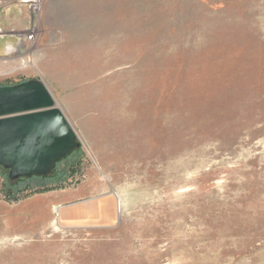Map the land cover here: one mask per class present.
Wrapping results in <instances>:
<instances>
[{
  "label": "rangeland",
  "instance_id": "374dc122",
  "mask_svg": "<svg viewBox=\"0 0 264 264\" xmlns=\"http://www.w3.org/2000/svg\"><path fill=\"white\" fill-rule=\"evenodd\" d=\"M27 2L0 86L41 81L80 146L48 184L0 167V264H264V0ZM107 194L113 222H57Z\"/></svg>",
  "mask_w": 264,
  "mask_h": 264
},
{
  "label": "water",
  "instance_id": "95a60500",
  "mask_svg": "<svg viewBox=\"0 0 264 264\" xmlns=\"http://www.w3.org/2000/svg\"><path fill=\"white\" fill-rule=\"evenodd\" d=\"M55 102L41 81L0 87V167L8 172L10 181L47 177L57 162L80 146ZM102 200L103 196L73 206L101 204ZM115 205L108 221L93 225L115 219Z\"/></svg>",
  "mask_w": 264,
  "mask_h": 264
},
{
  "label": "bare ground",
  "instance_id": "6f19581e",
  "mask_svg": "<svg viewBox=\"0 0 264 264\" xmlns=\"http://www.w3.org/2000/svg\"><path fill=\"white\" fill-rule=\"evenodd\" d=\"M114 202H117V197L114 194H107L103 196L101 204L90 203L88 206L81 205L74 207L73 205H69L62 207L58 210L56 219L59 224H66L69 227L93 226L96 222L109 220V216L114 208Z\"/></svg>",
  "mask_w": 264,
  "mask_h": 264
},
{
  "label": "trees",
  "instance_id": "16d2710c",
  "mask_svg": "<svg viewBox=\"0 0 264 264\" xmlns=\"http://www.w3.org/2000/svg\"><path fill=\"white\" fill-rule=\"evenodd\" d=\"M11 85H16V84H11ZM78 148L73 150L72 153H70L67 157H65L64 159L57 162L55 164L53 170L51 171V173L47 177H36V176H34L31 178H22V179H19L16 181H10L9 179H7L8 182L11 183L9 186H6L8 193H12L13 191L17 190L22 184H26V183L30 184L33 182H38L41 184H46V183L48 184V183L52 182L53 180L55 181L56 180V179H54L55 177L58 178V176H62V174H63V173H61L62 171H60L61 169L59 167H61V165L65 162H67L68 160L70 161L71 157H73L77 153Z\"/></svg>",
  "mask_w": 264,
  "mask_h": 264
},
{
  "label": "built area",
  "instance_id": "2783aa9c",
  "mask_svg": "<svg viewBox=\"0 0 264 264\" xmlns=\"http://www.w3.org/2000/svg\"><path fill=\"white\" fill-rule=\"evenodd\" d=\"M27 4L29 5L30 9H32L35 12H39L41 8V0H28ZM28 40H33V34L30 33L28 36Z\"/></svg>",
  "mask_w": 264,
  "mask_h": 264
}]
</instances>
